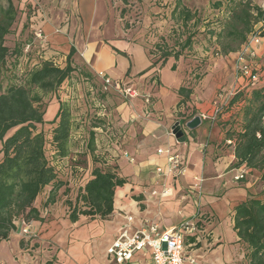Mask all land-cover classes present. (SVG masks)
Here are the masks:
<instances>
[{"label":"rangeland","instance_id":"374dc122","mask_svg":"<svg viewBox=\"0 0 264 264\" xmlns=\"http://www.w3.org/2000/svg\"><path fill=\"white\" fill-rule=\"evenodd\" d=\"M248 1L251 5L260 8L264 3V0ZM0 2L3 6L6 5L5 0H0ZM17 2L24 3L25 0H15V4ZM39 2L42 3L44 11L48 12L49 10L51 12L50 15L47 14V22L51 26L57 25L59 28L65 29L70 23L69 19H71L73 41L75 42L73 45L76 46L77 50L84 51V57L82 55L76 59L72 57V65H75L77 74L72 73L54 92H39L46 110L43 118L45 122H49L54 118L58 108V100L65 102L70 112L69 152L63 162L60 157H55L52 153V148L48 142L49 138H47L46 144L47 157L56 167L62 179H66L70 174V165L73 163L72 158L82 157L85 154L89 156L87 150L90 147L89 145L85 147V144L92 131V125L97 121L94 117L99 111L96 105L99 99L92 97L93 94L92 96L90 94L91 86L94 90L96 89L94 87L95 83L90 82L88 85L85 83V81H90V77H88L89 80L85 79L87 76L82 64L84 62L88 65L86 63L87 59L97 60L101 67L104 66L108 70L110 63L118 59V67L111 66L115 74L112 79L123 81L127 67L124 65V61L131 62L132 60V62L140 65L141 59L144 60V56H149L148 51L151 53L152 59H157L163 51L168 49L178 51L186 37H191L190 40L194 45L191 52L182 51L181 53L189 56L187 58L191 60L193 66L199 65L198 75L195 78L198 90L204 93L206 88L213 87L215 95L221 94L223 87L227 86L226 79L229 78L235 64H237V53L248 61L257 64L256 68L261 69L260 72L264 69V67L261 68L264 64V54L260 55L259 53L262 50V53H264V23L255 25L256 29H260L257 31L261 43L254 46L253 56L246 53L245 46L241 45L234 58L227 61L226 57L229 54L221 55L218 53V47L215 45L214 40H208L204 36L207 27L209 29L218 27L219 21L225 17L224 11L230 8L233 0H75L72 17H69V13L65 11V0H39ZM49 2L50 6L48 8L47 5L49 4L47 3ZM217 2L221 3L220 7H215ZM25 3L21 10L22 14L18 15L17 13L18 18H16L18 20L16 19L14 22L16 25H12V30L5 40V45L9 47L10 53L6 59V67H3L0 73V87L2 89L10 84L19 83L20 78L25 75L28 69L33 67V64L37 66L44 60H50L58 66H64L65 55L72 48V45H69V47L66 45V41H61L57 45L49 43L48 47L45 46L47 47L45 51H42L41 44L39 42L37 44V41L34 42L35 32H40L41 38H45L43 31L37 28L41 26L42 16L31 17L29 23L27 15H32L34 8H31L30 3ZM33 5L35 7L39 6L35 2ZM183 10H188L193 15L187 23H184L181 19ZM32 26H36V28L33 27L32 29ZM82 30H84V33ZM27 43L30 44L29 48H26ZM15 44L18 46V53L13 51ZM124 44H127V46ZM124 50L129 51L123 53ZM15 55L18 56L17 61L14 60ZM75 60L80 65H76ZM231 65L233 66L232 69ZM139 71V74L134 75L136 80L139 77H145L144 75L148 72ZM164 71L165 75L169 72L167 69ZM238 73L235 74L241 79L243 76ZM119 74L122 75L121 78L123 77V79L116 77ZM204 74L209 78L202 80ZM148 78L147 76L145 79L148 80ZM243 79L245 81V77ZM126 80H128L127 77ZM126 80L124 82H129V85H132L133 88H138L135 82L130 81V79ZM260 80L264 82V72ZM78 85L80 86L78 87ZM165 85L168 86V83H165ZM165 85L160 84L158 87L164 89ZM109 90L112 91L113 89L108 88ZM233 91H236V88ZM79 92L81 95L78 94ZM154 94L160 97L163 95V91L156 88ZM89 95L91 97H89L88 102L93 106L96 105L94 108L90 106L91 109L96 110V114L95 112L93 114L88 107L86 97ZM115 96L116 98L120 97L117 94ZM138 100L142 103L144 101L140 96ZM157 104L160 106L161 103L158 101ZM165 104H167L166 101L163 102V105ZM48 127L44 126L45 129ZM101 128L102 130L94 129L97 133L95 136L97 140L95 150L98 152L101 150V141L98 135L105 131V128ZM97 155L100 157L97 165H103L107 162V160L101 158V154L97 153ZM112 168L116 169V166ZM258 173L256 176L258 178L257 194L264 200V178L261 171H258ZM49 189V187L44 189L45 193H41L38 197L37 203L41 220L24 223L22 218L19 217L15 220L16 232L13 231L18 236L11 234L10 239L8 237L7 240L0 241V264H115L113 260H109L106 256L105 250L103 251V247L107 243V237L104 238V233L110 216L105 219H100L98 216L94 219L79 216L78 222L73 223L68 217L71 207L68 203L74 201L76 191L72 187L67 192L62 193L61 189L56 192L53 204L42 206L41 202L45 199ZM139 195L138 192H133L130 194V198L134 199L133 197ZM122 200L117 201V203L114 200L115 209H118V205H124L125 202L129 207L128 201L125 199L123 203ZM25 225H31V227H29L27 234H22L21 230ZM214 247L212 245L199 251L195 262L197 264L209 263L207 260L204 262V255H207ZM246 252L245 245L240 244L227 264H245L247 262ZM149 256L150 254L144 257L141 264H147Z\"/></svg>","mask_w":264,"mask_h":264},{"label":"crops","instance_id":"0c3cea01","mask_svg":"<svg viewBox=\"0 0 264 264\" xmlns=\"http://www.w3.org/2000/svg\"><path fill=\"white\" fill-rule=\"evenodd\" d=\"M11 1L17 9L18 15L22 14L21 10L24 3H30L31 8H34V10L32 15H27L29 23L31 17L42 16L41 26L37 27L45 35L44 43H40L41 48L46 49L49 43L57 45L61 41H66V45L68 47L72 45L75 50V54L72 56L74 59L81 55L84 57V51L77 50L76 46L73 45L75 42L73 41L71 19H69L70 23L65 29L59 28L57 25L51 26L47 22V14L50 15L49 13L51 12L49 10L48 12L44 11V7H42V3L39 0H25L24 3L17 2V5L15 0ZM34 2L39 5V9L33 5ZM47 4H49L47 5L49 8L50 2ZM64 6L66 13H69V17H72L75 0H65ZM13 25H16V23H13ZM33 27L36 28V26L31 28L33 29ZM82 32L84 33V30ZM36 41L38 44L39 41L35 40L34 42ZM124 45L127 46V44ZM128 51L124 50L123 53ZM262 52L263 50L259 51L260 55L264 54ZM235 54L230 53L227 57L225 56L227 61L233 59ZM144 57V60L141 59L140 65L132 62V60L131 62L124 61V65L127 66L124 80L127 77L128 80L135 82L141 92V96L143 93L149 94V104H145L144 101L142 103V101L138 100L139 97L129 100L119 95L116 91H102L100 87L101 80L96 76V73L103 71L111 78H114L115 74L111 66H117L118 59L112 60L109 70L104 66L101 67L97 60L91 61L87 59L86 63L88 65L84 62L82 63L85 68L83 70L88 74L85 79L89 80L88 77H90V81H85V83L87 85L90 82L95 83L94 87L96 89L93 96H91L102 100L106 106L107 113L104 118L106 121V132L103 131L102 134L98 135L101 141V150L99 152L94 150V153L104 155L108 165L116 166V169H114L109 165L108 169L117 171V176L124 178L125 181L127 180L122 186L116 188L114 200L117 203V201L124 198L121 202L124 203L126 199L130 208L125 202L124 205H118V209H114L109 215L110 218L104 233V238L107 237V243L103 247V251L105 250L106 252V248L114 240L118 229L125 222L124 215L133 217L132 226L134 229L155 223L160 230H164L184 220L192 219L199 209V212L203 213L205 217L211 218L209 223H207V229L210 231L211 236L207 239H202L194 248L185 245V252L195 255L197 258L199 251L214 245L215 247L207 255H204V262L207 260L209 262L207 264H227L231 260L235 249L240 246L238 238L232 230V209L246 198H260L257 194L258 178L256 176L259 174L257 170L248 169L245 179L240 181L233 180L234 168L232 165L235 162L233 145L225 142V132L227 130L235 129L238 131L240 129V112L244 104V101L228 104L231 93L236 88L241 90L242 96H247L249 94L248 88L244 85L242 79L236 76L233 69L229 78L226 79L227 86L223 87L221 94L215 95L213 87L206 88L204 93H202L201 90H198V86H196L198 84H196L189 96V100L185 104L176 106L179 100L177 90L183 80L187 78L188 72L186 70L189 66L187 64L189 60L180 58L175 61L173 58H168L164 65L147 72L146 70L150 67L151 60L148 55ZM77 64L80 65L76 62ZM173 64L176 67L175 70L171 69ZM232 67L231 65V69ZM165 69L169 70L167 75H165ZM139 70L147 73L144 75L145 77H139L136 80L134 75L139 74ZM154 70L155 72L153 73ZM74 74H77L76 71ZM121 76L119 74L116 77L123 79ZM147 76L149 77L148 80L145 79ZM204 78L208 79L209 77L204 74L201 79L204 80ZM165 83H168V86ZM160 84H164L166 87L160 89L158 87ZM156 88L159 91H163L162 96L157 97L154 94ZM78 94L81 95L80 92ZM115 94L120 97H117V99ZM91 96L86 97L87 102ZM158 101L161 103L160 106L157 104ZM164 101L167 104L163 105ZM218 105H225V108L222 114L216 117L213 112ZM90 106L94 108L96 105L93 106V104L91 105L88 102V107L94 114L96 110L91 109ZM145 109L150 110L149 115L143 113ZM190 113L200 117V124L191 130L187 129L186 125L183 126L181 124L183 119ZM176 123L180 126L185 137L182 143L177 142L172 134L171 129ZM93 129H100V127H93ZM108 131L109 133H107ZM95 142H97L96 139ZM168 148L171 152L174 151V153L180 154L186 166L184 174L179 177L164 176L163 172L167 169L166 155L165 153L158 154L157 149L165 150ZM124 152L128 156H124ZM129 157L133 159V162L129 161ZM157 167H160L163 172H156ZM195 177L202 179L199 206L195 202L197 200L194 195L191 194L189 197L184 195L187 194L188 188L195 182ZM71 183H73V180ZM165 190L166 193H164ZM133 192L140 194L138 200L135 197H133L134 199L130 198V194ZM44 193L45 191H43ZM37 201L38 198L35 206L39 208ZM15 232H11L10 235L15 234ZM15 235L18 236L17 234ZM140 258L136 257L137 260ZM185 264L192 263L186 261ZM194 264L197 263L195 262Z\"/></svg>","mask_w":264,"mask_h":264},{"label":"trees","instance_id":"16d2710c","mask_svg":"<svg viewBox=\"0 0 264 264\" xmlns=\"http://www.w3.org/2000/svg\"><path fill=\"white\" fill-rule=\"evenodd\" d=\"M5 3L4 7L0 2V73L2 68L6 67V59L10 53L5 40L17 17V9L12 1L5 0ZM220 6L219 2L215 4V7ZM224 13L225 17L221 21L218 20L217 28L207 27L204 31L208 40H214L221 55L236 53L252 32L260 30L256 29L255 25L264 23V10L251 5L248 0H233L230 8ZM181 14L184 23L189 22L193 16L188 10H183ZM190 39L191 37H186L178 51L168 49L157 59H152L148 51L151 65L146 71L161 67L168 58L175 61L180 58L189 60L187 78L177 90L179 100L176 106L189 100L196 85L199 65L193 66L187 58L189 56L181 53L191 52L194 45ZM41 50L45 51V48L42 47ZM13 51L19 52L16 44ZM74 52V48H71L66 53L62 67L50 60H44L37 66L33 64L20 78L19 83L10 84L4 89L0 87V241L7 240L10 233L15 231L14 221L19 217L24 223L41 220L40 210L35 206V202L47 187L50 189L41 202L42 206L53 204L57 191L62 189V193H65L73 187L76 194L74 201L68 203L71 205L68 217L71 222L76 223L79 216L90 219L97 216L105 219L109 216L115 209V190L126 182L124 178L117 176L115 171L108 169L107 162L97 165L100 157L94 153L96 132L93 127L105 128L104 119L94 117L97 121L92 125V131L85 144V147H90L87 150L89 156L85 154L72 158L70 174L66 179H62L47 157V138L55 157L64 159L67 156L71 116L66 103L58 100L54 118L45 122L43 118L46 110L39 92L56 91L76 71V67L72 65ZM17 57L15 55V61ZM256 67L257 64L251 65L245 81L242 79L249 94L242 96L241 90L236 89L230 96L228 104L236 101H244V104L240 112V129L227 130L225 142L230 140V145H233V168L245 165L249 169L261 171L264 178V84L250 85L252 75L258 73ZM175 68L173 64L171 69ZM85 75L88 76L86 73ZM224 108L225 105H218L215 116H220ZM194 116L195 114L190 113L180 123L185 126ZM45 125L49 127L45 129ZM101 158L106 160L104 155H101ZM139 196L135 198L138 200ZM232 212V230L238 238V243L246 247V264H264V200L256 197L246 198L236 204ZM184 244L187 245L188 241L185 240Z\"/></svg>","mask_w":264,"mask_h":264},{"label":"built area","instance_id":"2783aa9c","mask_svg":"<svg viewBox=\"0 0 264 264\" xmlns=\"http://www.w3.org/2000/svg\"><path fill=\"white\" fill-rule=\"evenodd\" d=\"M261 9L264 10V3L261 6ZM34 36V41L38 40L39 43H44V39L41 38L40 32H35ZM259 43H261L260 36L258 35V31L255 30L248 36L246 42L244 43L246 53L253 56L254 46H258ZM29 46L30 44H27L26 48H29ZM239 56V53H237V64L234 66V71L236 74L239 72L241 76H243L241 79H243L244 77L248 76L249 68L254 64L242 56L238 58ZM248 63L250 65H248ZM263 72L264 69L262 72H260V69H258V73L252 75L250 79L251 86L260 85L262 83L264 84V82L260 80ZM96 76L101 80L102 91H107L108 88H111L121 96L129 99L140 96L144 99L145 104H149L150 95L143 93L141 96L140 90L138 88H133L132 85H129V82L113 80L104 72H97ZM94 92L95 90L91 86L90 94L92 95ZM97 99L99 98L97 97ZM96 105L99 108L96 118L104 119L107 114L105 104L99 99L97 100ZM216 110L217 108L213 112L214 116L216 114ZM144 113L149 115V110L145 109ZM100 129L102 130L101 127ZM107 133H109V131ZM226 143L230 144L231 141L227 140ZM157 153H165L167 169L165 172H163L160 167H157L156 172H163L164 176L171 175L173 177H179L184 174L186 166L183 163L180 154L172 153L169 148L165 150L157 149ZM123 155L128 156L126 152H124ZM128 159L129 161H133V159L130 157ZM248 169L249 168H247L245 165H240L239 167L234 168L232 177L233 180L240 181L245 179ZM194 180L195 182L191 187L188 188L187 194L184 195L188 197L191 196V194L194 195L195 199L197 200L195 202L198 205V201L201 197L202 179L195 177ZM164 193H166V190ZM124 220L125 222L118 229L114 240L106 248L107 257L109 260H113L115 264H140V261L149 254L150 256L148 257L147 264H185L186 261L194 264L196 257L193 254L185 252L184 241H188V247L194 248L200 243L202 239H207L211 236L210 231L207 229V223H209L211 218L205 217L203 213L199 212V209L192 219L184 220L179 224L164 230H160L158 225L155 223H150L147 226L134 229L132 226L133 217L131 215H124ZM29 227V225H25V227H23L21 230L22 234H27ZM136 257L142 258L137 260Z\"/></svg>","mask_w":264,"mask_h":264},{"label":"water","instance_id":"95a60500","mask_svg":"<svg viewBox=\"0 0 264 264\" xmlns=\"http://www.w3.org/2000/svg\"><path fill=\"white\" fill-rule=\"evenodd\" d=\"M200 124V117L199 116H194L192 119H190L186 123V128L191 130L197 127ZM172 134L174 135L175 139L177 142L182 143L185 140V137L183 135V131L180 129V126L178 123L174 124L172 127Z\"/></svg>","mask_w":264,"mask_h":264}]
</instances>
